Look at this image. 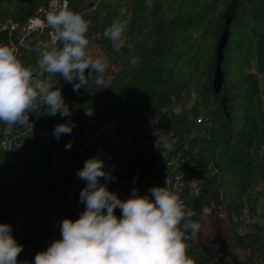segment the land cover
I'll use <instances>...</instances> for the list:
<instances>
[{
    "label": "trees",
    "instance_id": "1",
    "mask_svg": "<svg viewBox=\"0 0 264 264\" xmlns=\"http://www.w3.org/2000/svg\"><path fill=\"white\" fill-rule=\"evenodd\" d=\"M49 1L0 0V22L15 25L19 31ZM68 3L69 9L90 21L89 51L93 58L107 60L104 84L98 87L89 81L74 91L72 83L56 74L71 116H50L44 107L34 111L35 120L49 127L73 124L71 134H65V144L81 133L89 112L96 114L95 125L109 120L121 123L130 136L129 146L117 149L106 131L93 147V156L110 162L106 171L117 177L115 181L100 178V183H107L109 191L121 200L128 199L133 189L143 196L145 187H159L154 181L160 178L157 161L163 149L148 144L154 136L152 126L158 122L173 133V152L180 153L204 176L201 193L188 205L194 212L192 220L199 223L215 191L236 248L248 250L240 262L216 256L197 243L189 230L187 255L193 264H264L258 224L239 232L244 209L255 211L264 198V155L255 139L264 125L259 108L264 84L253 71L256 41L264 42V0ZM115 20L126 25L118 53L103 34ZM41 51L39 47L26 51L27 64H36ZM133 56L141 62L130 66ZM89 71L86 69V75ZM5 127L0 123V143L21 129L14 125L11 133L4 135ZM2 148L0 144V223L11 226L12 235L23 247L18 264H34L38 252L62 238V221L79 218L63 202L73 189L81 202L86 181L77 172L84 163L72 146L68 150L64 145L50 147L35 136L15 154L13 163H7ZM57 152L65 156L58 162L54 160ZM134 177L136 183L131 186ZM115 214L121 217L122 210L115 209Z\"/></svg>",
    "mask_w": 264,
    "mask_h": 264
},
{
    "label": "clouds",
    "instance_id": "2",
    "mask_svg": "<svg viewBox=\"0 0 264 264\" xmlns=\"http://www.w3.org/2000/svg\"><path fill=\"white\" fill-rule=\"evenodd\" d=\"M56 2L53 0L54 5ZM46 23L52 30L51 40L35 66L25 65L14 47L0 45V123L6 125L4 135H9L14 125L30 123L29 114L38 108L39 100L47 106L48 115L71 116L60 89L38 80V73H46L49 79L60 74L73 84L74 91L89 81L98 87L104 84L107 60L93 58L89 51L90 21L65 5L53 7ZM125 33L126 25L115 20L103 34L118 53ZM140 62L135 56L129 60L130 66ZM86 69H90L87 75ZM73 127L71 123L58 124L53 135L59 140L62 134H71ZM71 146L69 142L66 150ZM77 175L86 181L80 193L86 209L75 221H62V238L38 252L34 264H193L187 255L186 233L190 230L194 236L199 224L192 220L194 212L186 209L179 195L164 186L151 188L150 196L137 195L133 189L128 199L121 200L109 191L107 183H100V178L110 181L113 177L98 157L87 159ZM117 208L122 210L121 217L115 214ZM22 250L11 226L0 223V264H18Z\"/></svg>",
    "mask_w": 264,
    "mask_h": 264
},
{
    "label": "built area",
    "instance_id": "3",
    "mask_svg": "<svg viewBox=\"0 0 264 264\" xmlns=\"http://www.w3.org/2000/svg\"><path fill=\"white\" fill-rule=\"evenodd\" d=\"M67 6L69 8L68 0H57L56 4H53V0H50L48 5L41 8L36 16H32L28 19L26 24L18 31L15 25L8 26L0 22V45H7L14 47L17 50L18 57L25 65L35 66L36 64H27L23 55L27 52H32L33 48L39 47L44 50L46 44L51 40L52 30L47 26L46 17L49 11L53 7ZM16 35H14V32ZM6 34V35H5ZM6 36V37H5ZM37 79L40 81H47L51 86L58 88V78H48L46 73H38ZM194 96V95H193ZM38 108L47 107L42 100L38 101ZM157 119L160 118V113L156 114ZM34 112L29 114V122L26 125H21V129L12 136H5L1 140V146L6 153L7 163L14 162V156L23 147L31 136H35L39 139L46 140L47 145L50 147L54 145H64L66 142V135L62 134L60 139L57 140L53 135L55 127H49L45 125L42 120H35ZM96 114L89 112L84 120L81 133L72 138L73 149L81 155L83 163L89 158H94L93 147L101 139L103 132H108L109 136L113 140V144L117 149H124L131 143L128 131L124 126L116 120H109L103 124L95 125L94 119ZM154 136L153 139L148 142L150 147L162 148L161 156H159V162H157V170L160 171V178L155 180L154 183L159 185L162 183L163 178H168L167 188L173 191L183 200L186 209L188 205L194 201L195 197H198L204 186V176L190 165L178 152H173L174 138L171 131L161 128L159 123L156 122L152 126ZM264 151V146H263ZM65 156L61 152H57L54 156L55 161L63 160ZM110 162H103V167L106 170L110 165ZM117 177H113L111 181H115ZM136 177H134L130 185H135ZM80 185L75 187L78 190ZM160 187V185H159ZM150 187L143 189V195L150 196ZM264 189V186H263ZM67 209L75 216H80L86 207L74 196V189L71 190L68 198L63 202ZM244 213L241 217L242 225L239 227L240 233L248 231V226L252 224H258L261 218H264V198H262L260 205L255 211L244 209Z\"/></svg>",
    "mask_w": 264,
    "mask_h": 264
},
{
    "label": "rangeland",
    "instance_id": "4",
    "mask_svg": "<svg viewBox=\"0 0 264 264\" xmlns=\"http://www.w3.org/2000/svg\"><path fill=\"white\" fill-rule=\"evenodd\" d=\"M256 59L253 64V71L257 72L260 77L261 84H264V42L261 39L256 41L255 46ZM263 87V86H262ZM259 108L261 113L262 122L264 124V108L262 100L259 99ZM256 146L262 149L264 146V125L262 126L261 134L255 138ZM159 162V161H157ZM168 178H163L160 187H167ZM264 184L262 185V187ZM218 194L214 191L209 198L204 214L199 221V230L194 235V240L199 243L202 247L209 249L210 252L214 253L216 256L228 258L233 261H243L247 257L248 250H240L236 248L228 224V218L222 207L220 205V198L217 197ZM258 230L261 239L264 241V218H261L258 223ZM212 237L214 241H208ZM217 238L219 241H217ZM224 254V255H223Z\"/></svg>",
    "mask_w": 264,
    "mask_h": 264
},
{
    "label": "flooded vegetation",
    "instance_id": "5",
    "mask_svg": "<svg viewBox=\"0 0 264 264\" xmlns=\"http://www.w3.org/2000/svg\"><path fill=\"white\" fill-rule=\"evenodd\" d=\"M208 241H214V239L212 238V237H210L209 238V240ZM217 241H219V239L217 238ZM209 252H210V250L209 249H207ZM212 253V252H211ZM214 254V253H213ZM224 255V254H223ZM233 261V260H232ZM236 262V261H235ZM238 262V261H237Z\"/></svg>",
    "mask_w": 264,
    "mask_h": 264
},
{
    "label": "crops",
    "instance_id": "6",
    "mask_svg": "<svg viewBox=\"0 0 264 264\" xmlns=\"http://www.w3.org/2000/svg\"><path fill=\"white\" fill-rule=\"evenodd\" d=\"M262 103H263V107H264V96L262 97Z\"/></svg>",
    "mask_w": 264,
    "mask_h": 264
},
{
    "label": "water",
    "instance_id": "7",
    "mask_svg": "<svg viewBox=\"0 0 264 264\" xmlns=\"http://www.w3.org/2000/svg\"><path fill=\"white\" fill-rule=\"evenodd\" d=\"M218 85H219V83H218ZM220 86H218V88H219Z\"/></svg>",
    "mask_w": 264,
    "mask_h": 264
}]
</instances>
